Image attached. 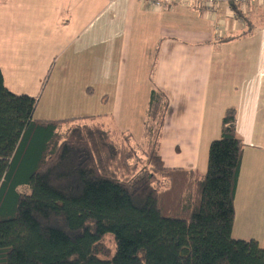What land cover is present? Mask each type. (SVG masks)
<instances>
[{"label": "crops", "instance_id": "crops-1", "mask_svg": "<svg viewBox=\"0 0 264 264\" xmlns=\"http://www.w3.org/2000/svg\"><path fill=\"white\" fill-rule=\"evenodd\" d=\"M160 1L164 6L157 8L149 0H0L3 82L23 75L33 90L4 85L36 98L37 105L49 61L56 60L49 68L55 76L62 77L64 70L92 75L98 85L109 65L110 95H102L96 109L86 105L92 87H75L73 108L84 110L71 117L96 116L104 125L130 132L134 142L144 132L150 90L156 85L168 101L159 140L163 164L199 175L206 172L209 145L220 137L226 109L233 108L243 152L231 236L254 239L264 249V0L236 10L227 1L211 8L197 0ZM29 45L39 48L24 62ZM49 51L53 56L47 61ZM109 59L114 73L104 65ZM57 81L45 105L65 100L63 94L54 97L62 91Z\"/></svg>", "mask_w": 264, "mask_h": 264}, {"label": "trees", "instance_id": "trees-1", "mask_svg": "<svg viewBox=\"0 0 264 264\" xmlns=\"http://www.w3.org/2000/svg\"><path fill=\"white\" fill-rule=\"evenodd\" d=\"M36 102L0 70V264H264L256 240L231 236L243 152L233 108L199 175L163 164L156 85L140 143L96 116L35 119Z\"/></svg>", "mask_w": 264, "mask_h": 264}, {"label": "rangeland", "instance_id": "rangeland-1", "mask_svg": "<svg viewBox=\"0 0 264 264\" xmlns=\"http://www.w3.org/2000/svg\"><path fill=\"white\" fill-rule=\"evenodd\" d=\"M113 41H115V40L112 39V42ZM56 46L57 45L55 44V47ZM38 48L39 47H37V49ZM37 49L31 48V45H29L27 52L22 57L23 61L25 62L27 57L29 56V54L33 55ZM49 53H51V52L50 51L46 52V55L48 57L47 61H49L52 58V56H53V54L49 55ZM38 58H39L40 62L44 61L41 58V56H39ZM49 62H50V64H52V62L55 63L56 60H54V61L52 60V61H49ZM50 64H49L48 70L46 72V75L42 76L40 81H39L40 84H39L38 88L40 87V89L38 91L37 98L40 97V93H42L43 91H44V94L42 96V101L39 104H37L36 107H35V110H34V113H33V117L35 119L46 118L48 120H58V119H63V118H68V117L72 118L71 117L72 114H77L79 111H83L84 110L83 107L79 106V105H74V108H73V102L76 99L71 97V93L73 92L75 87L76 88H79V87H83L84 88L85 86L92 87L89 90H91L93 96L91 97V101H87L86 102V105L89 106V107L92 106L93 108H96V109H98L100 107L99 105H97V103H99L100 97L102 95L104 96L105 94H109L110 95L109 89L112 87L114 82L112 80V77H110L111 69L109 68V65L107 67H104V71L103 72H106L107 75L103 76V80H102L101 84L98 85L97 77L96 76L93 77L92 75L78 77V76L71 75L70 71L64 70L62 77L60 75L59 76H55L58 73H56V71L52 72V74L50 73V71H49V68H51ZM105 64H110L111 68L113 69V73H114V61L112 59H109L107 61H104V65ZM21 70L24 71V73H25L26 70H27V67L24 65L21 68ZM22 77H23V75L22 76L21 75L20 76L17 75L16 79L7 77L4 80V82H5L6 86H8L9 88H13V84H16V87L20 88V90H24V88H27V90L32 91L33 87H26V86H32L33 83L30 81L29 78L21 80ZM54 79H58V81L54 85H56V87L59 86V85L62 87V91H55L54 97L61 96L63 94L64 97H65V100L56 101V102L53 101L51 103L52 105L48 106V105H45V103L43 101H44V98L47 95L49 89L53 86L52 83H53ZM101 88H103L104 90L101 89ZM94 102L96 103V105L92 104ZM60 104H63V106H61ZM75 104H78V102H75ZM103 105H105V103ZM106 108L107 107H104V111L107 110ZM45 111H49V112L45 113ZM78 114L80 115L81 113H78ZM82 116H84V115H82ZM102 121L106 122V119H102ZM105 126H108L109 128L117 130V126L116 125H112V124L109 125V124L105 123ZM139 139H140V141H138V142L136 141V143H140L144 139L145 140L147 139L146 135H144V132L142 133V135H141V137ZM102 241L106 245V247H108L109 250H111V251L115 250V244H114V240H113L111 234L105 235L103 237Z\"/></svg>", "mask_w": 264, "mask_h": 264}, {"label": "built area", "instance_id": "built-area-1", "mask_svg": "<svg viewBox=\"0 0 264 264\" xmlns=\"http://www.w3.org/2000/svg\"><path fill=\"white\" fill-rule=\"evenodd\" d=\"M197 1H203L208 8H211L213 5L218 4L220 1H227L228 3H230L231 1L233 5L238 6V5L247 4L251 1H259V0H197ZM149 2L150 4L154 5L157 8L164 6V3H162L160 0H149Z\"/></svg>", "mask_w": 264, "mask_h": 264}]
</instances>
